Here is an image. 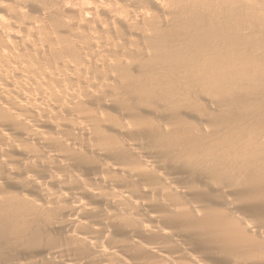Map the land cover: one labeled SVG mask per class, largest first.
Here are the masks:
<instances>
[{
  "label": "bare ground",
  "instance_id": "bare-ground-1",
  "mask_svg": "<svg viewBox=\"0 0 264 264\" xmlns=\"http://www.w3.org/2000/svg\"><path fill=\"white\" fill-rule=\"evenodd\" d=\"M3 1L0 264H264V0Z\"/></svg>",
  "mask_w": 264,
  "mask_h": 264
},
{
  "label": "rangeland",
  "instance_id": "rangeland-1",
  "mask_svg": "<svg viewBox=\"0 0 264 264\" xmlns=\"http://www.w3.org/2000/svg\"><path fill=\"white\" fill-rule=\"evenodd\" d=\"M3 2H5V0L3 1ZM236 8V5H234V6H230V7H228V10L230 11V9H235ZM37 10V9H36ZM0 11H3V12H5V13H8L10 10L9 9H6L5 7H3V6H0Z\"/></svg>",
  "mask_w": 264,
  "mask_h": 264
}]
</instances>
